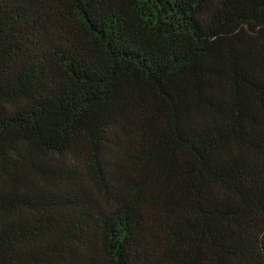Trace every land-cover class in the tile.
<instances>
[{"label":"trees","instance_id":"trees-1","mask_svg":"<svg viewBox=\"0 0 264 264\" xmlns=\"http://www.w3.org/2000/svg\"><path fill=\"white\" fill-rule=\"evenodd\" d=\"M0 264H264V0H0Z\"/></svg>","mask_w":264,"mask_h":264}]
</instances>
